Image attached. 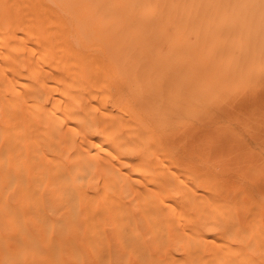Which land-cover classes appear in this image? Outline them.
<instances>
[{
    "label": "bare ground",
    "instance_id": "bare-ground-1",
    "mask_svg": "<svg viewBox=\"0 0 264 264\" xmlns=\"http://www.w3.org/2000/svg\"><path fill=\"white\" fill-rule=\"evenodd\" d=\"M0 264H264V0H0Z\"/></svg>",
    "mask_w": 264,
    "mask_h": 264
}]
</instances>
